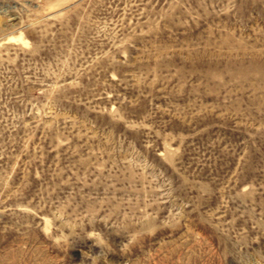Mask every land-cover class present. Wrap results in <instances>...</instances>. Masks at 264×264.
Segmentation results:
<instances>
[{
    "label": "rangeland",
    "instance_id": "1",
    "mask_svg": "<svg viewBox=\"0 0 264 264\" xmlns=\"http://www.w3.org/2000/svg\"><path fill=\"white\" fill-rule=\"evenodd\" d=\"M97 258L264 264V0H0V264Z\"/></svg>",
    "mask_w": 264,
    "mask_h": 264
},
{
    "label": "clouds",
    "instance_id": "2",
    "mask_svg": "<svg viewBox=\"0 0 264 264\" xmlns=\"http://www.w3.org/2000/svg\"><path fill=\"white\" fill-rule=\"evenodd\" d=\"M95 222V217L93 216L92 219L89 221V223L94 224ZM66 227L68 229V233L67 235L64 237L65 240L67 241H71L70 238L73 236L78 235V231H79V226L78 225H74L71 222H68L66 224ZM113 228H115V225H113ZM121 231H124L123 229H121ZM85 235L90 237V238H95V241L97 242V244L100 245V242L97 240V233L96 232H85ZM97 264H98V258H97Z\"/></svg>",
    "mask_w": 264,
    "mask_h": 264
},
{
    "label": "bare ground",
    "instance_id": "3",
    "mask_svg": "<svg viewBox=\"0 0 264 264\" xmlns=\"http://www.w3.org/2000/svg\"><path fill=\"white\" fill-rule=\"evenodd\" d=\"M21 38V37H20Z\"/></svg>",
    "mask_w": 264,
    "mask_h": 264
}]
</instances>
